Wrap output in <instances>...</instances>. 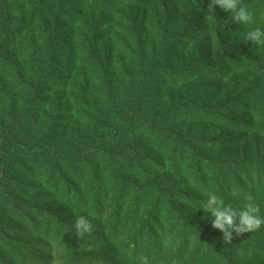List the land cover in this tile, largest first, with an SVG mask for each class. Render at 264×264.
I'll return each instance as SVG.
<instances>
[{
  "label": "trees",
  "instance_id": "obj_1",
  "mask_svg": "<svg viewBox=\"0 0 264 264\" xmlns=\"http://www.w3.org/2000/svg\"><path fill=\"white\" fill-rule=\"evenodd\" d=\"M128 1L0 0V264H11L6 254L12 249L32 246L35 253L41 239L50 249L47 264H133L125 255H143L134 252L132 233L146 219L148 224L157 219L163 236L179 235L169 248L161 240L151 255L154 264H264V242L254 235L225 245L219 231L220 241L214 240L176 202L175 189L186 187H172L171 175L152 183L137 178L152 146L159 158L174 157L172 175L189 168L204 183L217 165L220 171L264 163V46L244 39L255 27L264 30V0H242L255 17L249 26L236 24L217 7L214 33L241 40L236 47L242 55L225 54L224 44L218 62L199 57L187 79L183 66L170 67L179 55L174 50L187 41L191 47L202 33L189 41L154 23L161 46L149 52L145 22L127 20L121 31L110 32L113 48L126 59L115 61L109 50L100 53L111 13L142 2ZM182 1L185 13L198 3L208 15L210 0ZM75 29L64 41L59 36ZM74 35L80 36V48L71 49ZM196 75L198 81L215 79L213 87L227 84L226 93L202 97L196 88L185 99L170 95L165 106V99L154 95L165 81L179 78L178 85ZM258 124L263 140L249 142ZM222 130L230 141L212 139ZM240 200L226 203L236 206ZM71 209L88 216L94 228L95 220L112 214L105 224L111 230L78 238ZM16 234L24 239L13 244L10 236ZM117 248L124 249V259Z\"/></svg>",
  "mask_w": 264,
  "mask_h": 264
},
{
  "label": "rangeland",
  "instance_id": "obj_2",
  "mask_svg": "<svg viewBox=\"0 0 264 264\" xmlns=\"http://www.w3.org/2000/svg\"><path fill=\"white\" fill-rule=\"evenodd\" d=\"M75 1V0H71ZM82 1V0H80ZM115 4L122 5L125 2H129L128 0H112ZM141 4L139 5H125L122 6L125 9L119 10L117 12L111 13V26L104 29L101 33L103 36V41L101 42L100 53L104 54L106 51H110L109 55H111L115 61L120 62L121 60L126 59L125 53L119 51L118 49L113 48V37L110 32H119L121 29L126 25V21L128 20L131 22L132 20L135 21H144L145 27H147L148 37L150 39L149 44V52L157 46H161L157 37V31L154 28V23H159L162 30L168 29L170 30V34H176L181 32L183 37L190 41L189 38H193L196 40L197 37L202 33L200 36L201 38L196 41L195 44L191 45L187 41V46H180L179 48L174 50V53L177 52L178 57L173 59V66L172 68H176L178 66H183L184 69H187L185 72L184 77L188 78V74L192 71L193 63L199 61V57H202L203 61L207 62H218L220 59L219 56L222 55L220 50L222 49L223 45L227 47V51L225 54H228L232 58L238 59L242 52L241 50H237V45L241 42H237V40L232 37L229 33L225 32V34L217 35L214 33V29L216 28L217 22H211L206 20L205 12L202 9V5L198 3H194L193 6L195 10L190 11V13H185L181 8L180 5H183L184 2L182 0H141ZM150 3H149V2ZM148 4H145V3ZM15 9V8H14ZM69 9V8H68ZM87 14V13H86ZM85 14V15H86ZM84 16L81 18L80 22H84ZM64 27V26H63ZM79 27V26H78ZM59 29H63L62 26ZM153 29V31H152ZM77 30L75 29L74 32L70 33L69 30H63L60 32V37L63 36V41L68 39L72 34H76ZM190 35V37H189ZM156 36V37H155ZM241 39V38H240ZM61 42V41H60ZM154 46V47H153ZM81 47V41L79 35L73 36V41L71 42V49H77ZM190 47V48H189ZM235 48V49H234ZM106 54V53H105ZM177 61V63H176ZM176 63V64H175ZM172 65V64H171ZM177 66V67H176ZM118 69L116 70V73ZM180 73V72H179ZM118 81L120 82L122 79L120 78V73L116 75ZM197 77L200 78L199 75H196L190 80H186L178 85L174 84V82L180 81L179 78H176L175 81H165L163 87H159L158 91L154 95L161 96L165 99V102L162 103L163 106L167 105L168 97L171 95V99L178 100V99H185L184 97L191 96L192 92L197 88L200 90L198 96L208 97L214 93H218L220 91L225 92V88H228L227 84L213 87V81L215 79H201L197 80ZM249 84V83H248ZM247 84H245L246 86ZM58 89L57 92H59ZM226 93V92H225ZM63 92L61 93V95ZM51 95V94H50ZM222 99H226V97H222ZM229 100V99H228ZM181 121V120H180ZM182 122V121H181ZM189 125L188 122H185L184 126ZM214 125V124H209ZM260 125L258 124L257 128L253 132V136L248 138L249 142H254L256 140H263L261 135H259ZM224 130L212 136V139H218L219 142H227V138H222L224 135ZM245 134V133H243ZM255 136V137H254ZM234 139L238 137V135L232 136ZM233 139V138H232ZM152 154L147 155L148 160L144 163L145 172H141L137 174V178L141 182L150 183L164 179L165 174L171 175L169 178L171 179V184L175 185L172 187H178L177 185L181 184L184 185L186 188L182 190L177 188L175 189V199L178 205H182L187 214L191 217H195V221L200 224L201 227L205 228L209 231V234L212 238L216 241H220L218 237L219 230H215L212 228L211 221L212 217L210 213H205L202 209L196 210L199 207V203L205 197L203 196V191H213L218 195H221L225 202H229L230 200L236 199L231 195V188L232 187H239L243 189L244 192L251 191L252 194L255 196L256 201L259 202L264 206V163L259 164L258 166H239L237 164L235 166H230L225 169L218 170V165L216 167V171L212 173V175L205 179V183L203 179H201V175H197L195 170L191 171L189 168H182L179 167L178 173L172 175L170 168L174 165V157L171 155H164L162 158H159V152L155 146L150 147ZM171 154V153H170ZM172 157L171 164L170 158ZM202 181V182H201ZM196 183V184H195ZM202 183V184H201ZM146 187V186H145ZM188 189V193L186 192ZM147 202H152L153 198L148 197L146 198ZM241 203H237L236 206H239L243 203L242 199L239 201ZM67 212L73 216L77 217L80 215L79 212L76 210H67ZM146 213V212H144ZM159 218L161 219V214L159 213ZM112 216V214H111ZM110 215L104 216L103 220H95V228L94 233L97 235H105L110 230H106L105 224L106 220L109 218H113ZM146 217V216H145ZM71 220L69 216H67ZM148 218V217H147ZM158 219V220H160ZM150 223L148 224L145 220L142 225L137 231H133V241H134V252L135 253H142L143 255H148L150 258H153L151 255L153 253H157L159 250V243L162 240V229L157 224V219H150ZM164 219H162L163 221ZM171 219L166 218V222H170ZM195 223V222H193ZM168 228V225L165 226ZM117 228V227H116ZM172 228V224H170V229ZM176 226L174 227V229ZM165 231V230H164ZM131 234V235H132ZM256 236L260 238L262 242H264V231L258 234H245V239L248 241L252 236ZM131 237V236H130ZM179 237L178 234L172 233L171 238L174 239ZM13 244H18L20 240L24 239L21 235H14L10 236ZM46 240L41 239L40 243H42L37 251L32 254V246L24 247L25 249H12L7 252V261L11 264H32L36 259L37 264H47L46 261L49 259V250L43 243ZM117 244H119L117 242ZM194 245H198V242H195ZM203 245V244H202ZM16 245H10V247H14ZM156 247V248H155ZM117 253L119 258L124 259V249L117 248ZM127 256L128 260H135L131 255ZM32 259V260H31ZM126 259V260H127ZM130 263V261H128Z\"/></svg>",
  "mask_w": 264,
  "mask_h": 264
},
{
  "label": "clouds",
  "instance_id": "obj_3",
  "mask_svg": "<svg viewBox=\"0 0 264 264\" xmlns=\"http://www.w3.org/2000/svg\"><path fill=\"white\" fill-rule=\"evenodd\" d=\"M217 7L222 11L231 14V19L238 25L249 26L255 23V17L252 11L242 0H210L206 20H215ZM245 41H250L255 45L264 46V30L255 27L247 31L244 36ZM231 195L242 199L243 203L239 206H233L226 203L225 199L213 191H203L205 197L200 201L196 210H203L206 214L210 213L212 217L211 225L215 230L222 233V240L225 245H231L233 240L243 238L247 233H255L264 228V215H261L260 205L256 202L255 196L251 191L244 192L239 187L231 188ZM75 235L83 239L94 231L92 221L85 215L76 217L72 226ZM172 238L165 233L162 238L164 248L172 246ZM243 254V249L239 250ZM155 257L149 258L148 255H139L133 261V264H154Z\"/></svg>",
  "mask_w": 264,
  "mask_h": 264
}]
</instances>
